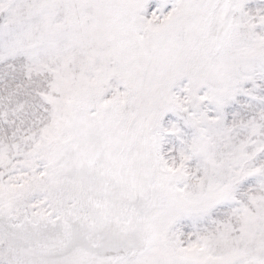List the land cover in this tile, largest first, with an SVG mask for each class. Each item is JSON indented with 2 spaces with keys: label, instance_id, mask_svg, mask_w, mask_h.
Segmentation results:
<instances>
[{
  "label": "snow or ice",
  "instance_id": "1",
  "mask_svg": "<svg viewBox=\"0 0 264 264\" xmlns=\"http://www.w3.org/2000/svg\"><path fill=\"white\" fill-rule=\"evenodd\" d=\"M0 264H264V0H0Z\"/></svg>",
  "mask_w": 264,
  "mask_h": 264
}]
</instances>
